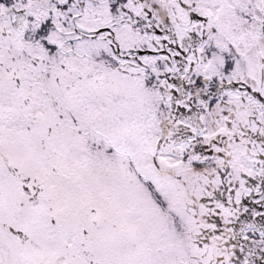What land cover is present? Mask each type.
<instances>
[{
    "label": "snow or ice",
    "instance_id": "1",
    "mask_svg": "<svg viewBox=\"0 0 264 264\" xmlns=\"http://www.w3.org/2000/svg\"><path fill=\"white\" fill-rule=\"evenodd\" d=\"M0 264H264V0H0Z\"/></svg>",
    "mask_w": 264,
    "mask_h": 264
}]
</instances>
